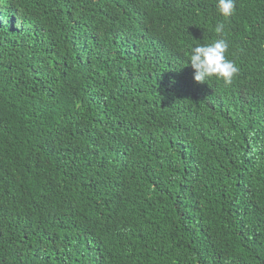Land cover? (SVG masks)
I'll return each instance as SVG.
<instances>
[{"label":"trees","instance_id":"16d2710c","mask_svg":"<svg viewBox=\"0 0 264 264\" xmlns=\"http://www.w3.org/2000/svg\"><path fill=\"white\" fill-rule=\"evenodd\" d=\"M216 4L0 0V264H264V0Z\"/></svg>","mask_w":264,"mask_h":264},{"label":"clouds","instance_id":"9594fccd","mask_svg":"<svg viewBox=\"0 0 264 264\" xmlns=\"http://www.w3.org/2000/svg\"><path fill=\"white\" fill-rule=\"evenodd\" d=\"M217 11L224 18L233 15L236 0H217ZM215 32L221 37L211 43L199 44L190 48L188 64L194 70V80L205 83L209 78L223 79L225 84H231L233 78L238 74L239 68L235 62L226 58L229 44L223 38L225 24L219 22L215 25Z\"/></svg>","mask_w":264,"mask_h":264}]
</instances>
